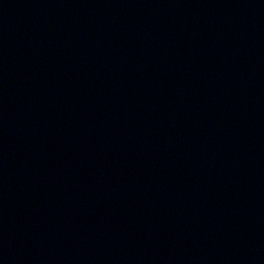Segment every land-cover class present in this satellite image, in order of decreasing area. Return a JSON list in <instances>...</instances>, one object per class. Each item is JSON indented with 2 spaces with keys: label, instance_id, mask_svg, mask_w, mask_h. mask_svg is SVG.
Wrapping results in <instances>:
<instances>
[{
  "label": "water",
  "instance_id": "obj_1",
  "mask_svg": "<svg viewBox=\"0 0 264 264\" xmlns=\"http://www.w3.org/2000/svg\"><path fill=\"white\" fill-rule=\"evenodd\" d=\"M0 156L90 264H264V0H0Z\"/></svg>",
  "mask_w": 264,
  "mask_h": 264
}]
</instances>
